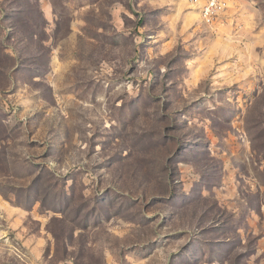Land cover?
Segmentation results:
<instances>
[{
	"label": "rangeland",
	"instance_id": "obj_1",
	"mask_svg": "<svg viewBox=\"0 0 264 264\" xmlns=\"http://www.w3.org/2000/svg\"><path fill=\"white\" fill-rule=\"evenodd\" d=\"M0 0V264H264V0Z\"/></svg>",
	"mask_w": 264,
	"mask_h": 264
},
{
	"label": "built area",
	"instance_id": "obj_2",
	"mask_svg": "<svg viewBox=\"0 0 264 264\" xmlns=\"http://www.w3.org/2000/svg\"><path fill=\"white\" fill-rule=\"evenodd\" d=\"M216 9H218V5H217V2H216V0H212L211 2H210V5H208V7H207V12H206V14L207 15H210V14H212V12L213 11H215Z\"/></svg>",
	"mask_w": 264,
	"mask_h": 264
}]
</instances>
